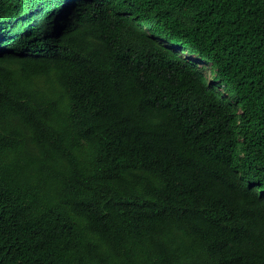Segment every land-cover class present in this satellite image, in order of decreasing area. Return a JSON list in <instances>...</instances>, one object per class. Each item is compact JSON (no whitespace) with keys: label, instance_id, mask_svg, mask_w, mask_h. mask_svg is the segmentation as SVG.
<instances>
[{"label":"trees","instance_id":"obj_1","mask_svg":"<svg viewBox=\"0 0 264 264\" xmlns=\"http://www.w3.org/2000/svg\"><path fill=\"white\" fill-rule=\"evenodd\" d=\"M0 264H264V0H0Z\"/></svg>","mask_w":264,"mask_h":264},{"label":"rangeland","instance_id":"obj_2","mask_svg":"<svg viewBox=\"0 0 264 264\" xmlns=\"http://www.w3.org/2000/svg\"><path fill=\"white\" fill-rule=\"evenodd\" d=\"M199 55L193 51L190 47L184 49L182 53V58L185 59L189 63H193L197 60V66L195 67V71H201L204 80L206 79L208 82L212 81L215 77L216 70L218 67L212 63L199 62ZM199 62V63H198ZM222 91V90H221Z\"/></svg>","mask_w":264,"mask_h":264}]
</instances>
